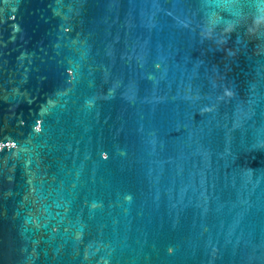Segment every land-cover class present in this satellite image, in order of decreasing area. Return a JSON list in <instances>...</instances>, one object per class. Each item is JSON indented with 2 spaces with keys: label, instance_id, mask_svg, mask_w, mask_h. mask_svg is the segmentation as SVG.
<instances>
[{
  "label": "water",
  "instance_id": "obj_1",
  "mask_svg": "<svg viewBox=\"0 0 264 264\" xmlns=\"http://www.w3.org/2000/svg\"><path fill=\"white\" fill-rule=\"evenodd\" d=\"M0 264H264V0H0Z\"/></svg>",
  "mask_w": 264,
  "mask_h": 264
}]
</instances>
